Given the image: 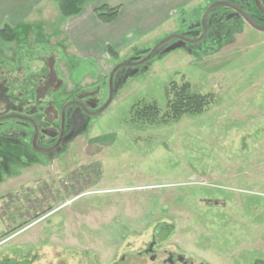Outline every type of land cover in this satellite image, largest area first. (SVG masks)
<instances>
[{
  "label": "rangeland",
  "instance_id": "1",
  "mask_svg": "<svg viewBox=\"0 0 264 264\" xmlns=\"http://www.w3.org/2000/svg\"><path fill=\"white\" fill-rule=\"evenodd\" d=\"M5 1L0 10L21 6V0ZM143 1L144 15L159 12L156 0ZM234 1L172 0L166 23L151 35L112 44L114 59L103 44H93L92 53L75 51L63 32L71 28L62 26L51 0L23 4L32 10L24 19H1L0 29L9 26L15 34L11 44L0 39L7 56L0 69L17 77L15 92L35 98L51 57V72L64 90L61 99L84 93L96 99L97 112L112 98L59 157L43 163L39 157L38 165L18 168V179H3V214L25 215L8 224L2 238L32 224L47 205L82 198L1 243L0 264H170V255L172 264H264V32L243 17L230 22L224 18L227 9L213 8L204 26L220 33L210 43L215 76L204 73L202 19L212 5ZM98 2L103 1L89 0L84 10ZM258 3L264 12V0ZM170 37L181 40L167 41ZM222 43L246 50L237 61L238 97L227 103L229 94H221L217 80ZM171 83H186L191 93L211 94L213 101L202 115L178 122L131 123L134 105L155 104L160 114L166 112ZM9 188L30 189L31 195L9 197Z\"/></svg>",
  "mask_w": 264,
  "mask_h": 264
},
{
  "label": "flooded vegetation",
  "instance_id": "2",
  "mask_svg": "<svg viewBox=\"0 0 264 264\" xmlns=\"http://www.w3.org/2000/svg\"><path fill=\"white\" fill-rule=\"evenodd\" d=\"M249 1L235 0L232 6L245 12L248 17L251 15V20L260 27H264V15L262 11L255 6L254 0H251V5H245ZM223 8L228 11L225 12L227 14L224 17L228 21L231 22L239 17L242 19L241 13L237 12V10L231 7ZM241 19L239 20L241 21ZM230 22L228 26L231 25ZM195 27L198 29V23ZM219 34L217 30H211V33H208L207 30L205 31L203 37V54L208 53L212 49L210 43L216 42L217 40L215 38ZM0 52V61L7 58L4 52ZM16 60L10 61L14 62ZM53 64L54 61L51 57L45 59L47 72L41 76V80L38 83L39 86L34 91L35 98L31 97L25 91L16 90L15 92V84L18 81L17 77L9 74L6 69L5 71L0 69V185L3 179H18V168H24L35 163V165H38L40 163L38 160L39 157H42L41 162L43 163L57 156L58 153L66 148L68 142L73 140L74 136L88 124L89 119L94 116V113H96L97 101L92 96H86V94L82 93L81 95L79 94L68 99L67 97L60 98L61 96H65L63 95L64 90H61V84L57 82L51 72ZM55 64L57 65L58 63L55 62ZM60 64L61 62L58 65ZM48 93L51 96L45 101ZM6 191L7 194L5 195H9V197L13 195L17 197L24 193L25 195H31L29 192L30 189L24 188H9ZM80 198H82V195L70 200L71 203L63 202L57 205H47L45 209L40 210V212L42 211V215L37 216V220L32 224L4 238L2 237L5 235V228L9 226L8 224L15 223L18 218L20 219L25 215V211L16 214L15 211L12 213L8 212L6 208L7 212L3 214V206H1L0 224L3 225V231L0 233V238H2L0 244L12 237L19 236L28 227L42 220H46L49 216L78 201ZM172 256L173 259L170 264L174 260V255Z\"/></svg>",
  "mask_w": 264,
  "mask_h": 264
},
{
  "label": "crops",
  "instance_id": "3",
  "mask_svg": "<svg viewBox=\"0 0 264 264\" xmlns=\"http://www.w3.org/2000/svg\"><path fill=\"white\" fill-rule=\"evenodd\" d=\"M39 1L43 2L44 0H21V6L5 7L6 9L2 8L5 10H0V21L1 19L10 21L28 17L29 13H32V10L31 8L29 9L28 6L25 7L23 4H33ZM101 1L103 2L89 5L86 10H83V12L76 17L62 19V26H65L66 24V26L71 29H66V31H63V28L61 27L60 29L64 32L66 40L75 46V51L77 50L79 54H82L81 52L88 53L91 51H97L91 47L93 44H96V48L102 44L113 48L112 44H125L134 36L141 38V36L148 34L151 35L158 26L166 23V19L169 18V11L174 7L172 0H156V3L159 4V12L149 17L148 11L144 15L146 10L143 7V5H145V1L143 0ZM5 2L12 4L18 2V0H9ZM101 4L109 8L119 7V13L116 20L108 25L102 24L103 27L100 26V22L93 14V9L101 6ZM48 10L52 11L50 7H48ZM240 35L242 34L236 36ZM236 36L235 40L237 39ZM239 46L238 43H228L223 49L219 50V55H222V59L217 63V80L221 94H229V96H224L226 103L228 101L230 102V100L233 101L238 97V94L233 90L240 78L239 72L241 67L238 66L237 61L240 51L241 53L246 52V50L242 51V48ZM211 52L212 51L210 50L208 53L204 54V65L206 63L204 73L209 76V79H212L213 76H215L213 70H210L211 65L213 64L211 61ZM252 66L253 65L251 64H247L248 68ZM233 108L234 107L231 103H229V110L226 107L230 115L233 113Z\"/></svg>",
  "mask_w": 264,
  "mask_h": 264
},
{
  "label": "trees",
  "instance_id": "4",
  "mask_svg": "<svg viewBox=\"0 0 264 264\" xmlns=\"http://www.w3.org/2000/svg\"><path fill=\"white\" fill-rule=\"evenodd\" d=\"M51 1L57 5L61 18L67 19L80 15L89 0ZM118 13L119 7L109 8L101 5L93 9L96 19L104 25L114 22ZM0 39L5 43L14 42L15 34L13 29L9 26L0 29ZM106 52L112 59L118 56L111 46H106ZM165 95L167 98L166 112L160 114V110L155 104L134 105L130 111L131 123L154 125L178 122L183 116L202 115L213 101L211 94L201 95L191 93L190 87L186 83L181 85L171 83L165 89Z\"/></svg>",
  "mask_w": 264,
  "mask_h": 264
},
{
  "label": "water",
  "instance_id": "5",
  "mask_svg": "<svg viewBox=\"0 0 264 264\" xmlns=\"http://www.w3.org/2000/svg\"><path fill=\"white\" fill-rule=\"evenodd\" d=\"M254 2H255V6H256L260 11H262L261 8H260V6H259L258 0H254ZM215 7H231V8H233V9L237 10V12H240V13H241V15H242L244 21H245L247 24H249L252 28H254V29L258 30V31H262V32H264V27H260L258 24H256L253 20H251V19L248 17V15H247L245 12L239 10V9L236 8V7H233V6H231V5H228V4H226V3H216V4L212 5V6L207 10L205 16H204L203 19H202V27H203V31H204V33H205V28H204L205 17H206V16L208 15V13H209L213 8H215ZM262 13H263V15H264V12H263V11H262ZM203 37H204V35H203ZM174 39H179V40H181L180 38H177V37H170L167 41H169V40H174ZM182 41H183V40H182ZM200 41H201V39H198L197 41H188V42H190V43H197V42H200ZM164 42H166V41H164ZM164 42H163V43H164ZM163 43H162V44H163ZM159 46H160V45H159ZM159 46H158V47H159ZM158 47L155 48V49L151 52V54L147 57V59H145L143 62H145L146 60H148V59L153 55V53L158 49ZM124 66H126V65H124ZM121 67H122V65H121V66H117V67L113 70V72H112L110 78H112L113 75H115V73H116V72L118 71V69H120ZM111 98H112V96H110V100L108 101V103H107L104 107H102L100 110H98L96 113H94V115H98V114L102 113V112H103V111L109 106V104H110V102H111ZM151 252H152V246H151V247L149 248V250H148V253H151ZM172 259H173V256L170 255V257H169L168 260H167V263H171ZM150 260H151L152 262L155 261V256H152V257L150 258ZM178 261L181 262V258L178 259ZM183 264H188V263H187L186 261H183Z\"/></svg>",
  "mask_w": 264,
  "mask_h": 264
}]
</instances>
